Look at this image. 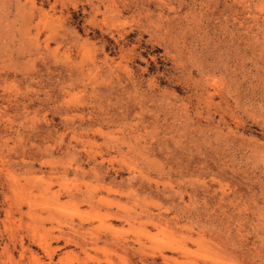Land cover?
I'll list each match as a JSON object with an SVG mask.
<instances>
[{
    "label": "rangeland",
    "instance_id": "1",
    "mask_svg": "<svg viewBox=\"0 0 264 264\" xmlns=\"http://www.w3.org/2000/svg\"><path fill=\"white\" fill-rule=\"evenodd\" d=\"M0 264H264V0H0Z\"/></svg>",
    "mask_w": 264,
    "mask_h": 264
},
{
    "label": "bare ground",
    "instance_id": "2",
    "mask_svg": "<svg viewBox=\"0 0 264 264\" xmlns=\"http://www.w3.org/2000/svg\"><path fill=\"white\" fill-rule=\"evenodd\" d=\"M55 200H56V199H55ZM45 201H47V200H45ZM43 202H44V201H43ZM57 202H58V201H57ZM62 207H63V206H62ZM51 208H52V207H51ZM32 217H33V216H32ZM54 217H55V216H54ZM9 219H10V218H9ZM54 219H55V218H54ZM41 223H42V222H41ZM22 225H23V224H22ZM46 231H47V230H46ZM61 232H62V231H61ZM60 234H61V233H60ZM59 236H60V235H59ZM68 243H69V241H68ZM42 244H43V243H41V245H42ZM42 246H43V245H42ZM42 246H41V247H42ZM46 246H48V245H46ZM46 246L44 245L45 248H47ZM27 247H28V246H27ZM45 248H43V249H45ZM47 251H48V250H47ZM47 251H46V252H47ZM53 251H54V250H53ZM53 253H54V252H53ZM48 254H49V253H48ZM48 257H49V256H48ZM49 262H50V261H49Z\"/></svg>",
    "mask_w": 264,
    "mask_h": 264
}]
</instances>
